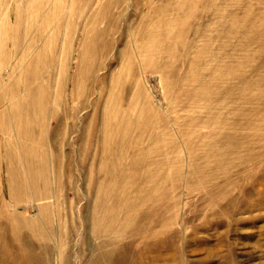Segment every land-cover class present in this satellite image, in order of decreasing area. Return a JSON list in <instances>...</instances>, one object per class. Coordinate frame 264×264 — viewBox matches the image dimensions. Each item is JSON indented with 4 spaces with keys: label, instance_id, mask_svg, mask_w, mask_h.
<instances>
[{
    "label": "rangeland",
    "instance_id": "374dc122",
    "mask_svg": "<svg viewBox=\"0 0 264 264\" xmlns=\"http://www.w3.org/2000/svg\"><path fill=\"white\" fill-rule=\"evenodd\" d=\"M0 264H264V0H0Z\"/></svg>",
    "mask_w": 264,
    "mask_h": 264
},
{
    "label": "bare ground",
    "instance_id": "6f19581e",
    "mask_svg": "<svg viewBox=\"0 0 264 264\" xmlns=\"http://www.w3.org/2000/svg\"><path fill=\"white\" fill-rule=\"evenodd\" d=\"M144 48H145V47H144ZM31 94H32V93H31ZM30 96H31V95H30ZM9 111H10V110H9ZM11 113H12V112H11ZM25 115H26V114H25ZM25 115H24V116H25ZM12 116H13V115H12ZM4 118H5L6 121H10V119H11V118H10V115L7 114V113L4 114ZM12 119H14V118H12ZM14 127H15V126H14ZM29 186H30V184H29Z\"/></svg>",
    "mask_w": 264,
    "mask_h": 264
}]
</instances>
